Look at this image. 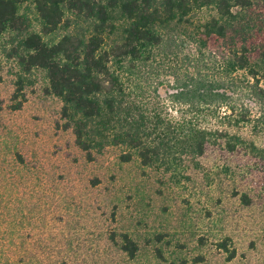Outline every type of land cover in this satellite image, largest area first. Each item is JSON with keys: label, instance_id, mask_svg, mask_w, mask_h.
<instances>
[{"label": "trees", "instance_id": "16d2710c", "mask_svg": "<svg viewBox=\"0 0 264 264\" xmlns=\"http://www.w3.org/2000/svg\"><path fill=\"white\" fill-rule=\"evenodd\" d=\"M214 37L220 58L209 50ZM0 54L14 67L8 107L21 109L41 76L89 161L118 147L122 161L182 176L186 161L198 166L220 139L229 151L262 152L229 129L264 126V0H0ZM208 116L225 127L209 128ZM108 238L138 257L130 233ZM153 240L169 243L162 233ZM216 244L226 260L236 257L229 237ZM154 252L165 260L160 245Z\"/></svg>", "mask_w": 264, "mask_h": 264}, {"label": "rangeland", "instance_id": "374dc122", "mask_svg": "<svg viewBox=\"0 0 264 264\" xmlns=\"http://www.w3.org/2000/svg\"><path fill=\"white\" fill-rule=\"evenodd\" d=\"M209 50L220 58L222 41L212 38ZM13 72L0 54V264H59L62 256L78 264H264V126L229 129L261 153L229 151L220 139L198 166L186 161L182 176L136 157L122 161L118 147L89 161L62 128L60 102L44 92L41 76L21 109L8 107ZM204 124L225 127L220 116ZM111 231L134 237L136 259L116 250ZM158 233L169 243L155 242ZM225 237L236 249L231 260L216 244Z\"/></svg>", "mask_w": 264, "mask_h": 264}]
</instances>
